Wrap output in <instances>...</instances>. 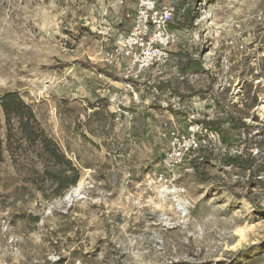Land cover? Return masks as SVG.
<instances>
[{"label": "rangeland", "instance_id": "1", "mask_svg": "<svg viewBox=\"0 0 264 264\" xmlns=\"http://www.w3.org/2000/svg\"><path fill=\"white\" fill-rule=\"evenodd\" d=\"M158 1L172 3L174 17L185 10L192 25H170L164 78L135 83L128 115L117 118L98 92L101 79L82 66V38L91 34L67 25L66 1L0 0V96L15 92L30 105L79 172L55 195L45 172L61 166L38 159L19 135L6 149L3 127L0 264H264V0ZM54 17L57 27L43 25ZM183 56L202 70L180 74ZM114 82L116 95L122 82ZM159 83L178 93L160 92ZM194 110L196 122L226 131L227 155L253 165L226 166L218 150L195 153L176 182L188 203L180 217L158 177L168 132H183Z\"/></svg>", "mask_w": 264, "mask_h": 264}, {"label": "built area", "instance_id": "2", "mask_svg": "<svg viewBox=\"0 0 264 264\" xmlns=\"http://www.w3.org/2000/svg\"><path fill=\"white\" fill-rule=\"evenodd\" d=\"M173 16L174 8L170 2L138 0L134 13L125 16V19L131 22L127 31L115 33L114 27H105V33L113 32L114 41L105 53L103 62L112 68L116 63L122 64V88L119 94L114 95L108 92V86L103 85L98 92L101 97L114 104L117 118L128 115L123 108L129 103L128 95L136 98L135 83L164 78L170 59L169 49L175 43L174 34L170 30ZM176 102L178 103L179 99ZM188 117V124L183 132L177 130L168 132L169 149L163 154L161 161L165 175L161 174L158 177V183L164 186V196L180 208L182 207L180 200H184L185 189L177 186L176 182L182 173L192 170L190 161L194 154L200 150L209 152L218 150L223 155L227 154L218 133L208 130L202 122L195 121L196 110ZM181 203L184 205L187 202ZM177 212L180 217L186 214L178 210Z\"/></svg>", "mask_w": 264, "mask_h": 264}, {"label": "trees", "instance_id": "3", "mask_svg": "<svg viewBox=\"0 0 264 264\" xmlns=\"http://www.w3.org/2000/svg\"><path fill=\"white\" fill-rule=\"evenodd\" d=\"M188 0H180V3H186ZM185 15L173 16V28H189L192 25V17L184 10ZM86 69L97 70L95 66L83 64ZM176 67L178 72L182 75L187 73H197L202 70L199 60H195L190 56H183L176 60ZM156 88L160 92L173 91L178 93V89L172 87L169 83H159ZM235 129L242 130L247 133L249 127L243 122L232 120ZM203 125L210 131L218 133L220 141L224 145H229V137L226 131L219 127L216 121H204ZM3 127L6 131L5 147L10 149L13 139L19 138L24 140L30 147H38L37 158L42 160L45 164L53 163L61 166L57 172H45L55 195L60 196L62 193L74 186L79 179V172L77 168L65 158V156L58 149L53 140L45 133L40 126L33 108L26 104L21 97L15 92H7L0 96V159L3 153V139L1 132ZM220 162L226 166H237L242 169L252 171L253 159L250 157L243 158L240 156L224 155Z\"/></svg>", "mask_w": 264, "mask_h": 264}, {"label": "crops", "instance_id": "4", "mask_svg": "<svg viewBox=\"0 0 264 264\" xmlns=\"http://www.w3.org/2000/svg\"><path fill=\"white\" fill-rule=\"evenodd\" d=\"M67 4L65 8L66 14L70 19L67 25L75 30L81 27L87 30L90 38H82L84 43L81 45H89L85 51L88 62L84 63L92 65L97 70H92L96 76L101 79L104 86L114 85V78L121 79L122 64L116 63L113 68H109L102 63V53L111 48L114 41V34L105 33L106 26L114 27V32H125L130 27V20L125 19L127 14H133L138 0H64ZM65 14V15H66ZM57 18L46 19V26H56ZM84 55L83 51H80ZM86 69V68H85ZM103 80V83H102ZM120 83V82H119ZM116 84V83H115ZM120 86H113L112 89L119 91ZM85 95V94H84Z\"/></svg>", "mask_w": 264, "mask_h": 264}, {"label": "bare ground", "instance_id": "5", "mask_svg": "<svg viewBox=\"0 0 264 264\" xmlns=\"http://www.w3.org/2000/svg\"><path fill=\"white\" fill-rule=\"evenodd\" d=\"M181 202H185L184 200H180V204H181V208L180 207H178V206H175L174 205V207H175V209H177L179 212H186V209H187V203H185L184 205H183V203H181ZM161 220L162 221H164V222H166V223H169L170 222V219L166 216V215H164V214H161Z\"/></svg>", "mask_w": 264, "mask_h": 264}]
</instances>
